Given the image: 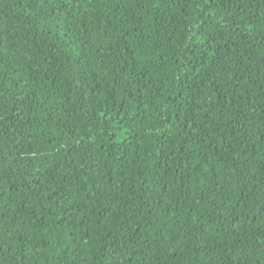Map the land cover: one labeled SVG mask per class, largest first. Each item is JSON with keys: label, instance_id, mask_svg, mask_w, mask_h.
I'll return each mask as SVG.
<instances>
[{"label": "trees", "instance_id": "obj_1", "mask_svg": "<svg viewBox=\"0 0 264 264\" xmlns=\"http://www.w3.org/2000/svg\"><path fill=\"white\" fill-rule=\"evenodd\" d=\"M0 264H264V0H0Z\"/></svg>", "mask_w": 264, "mask_h": 264}]
</instances>
